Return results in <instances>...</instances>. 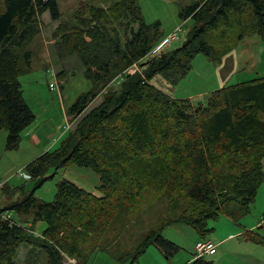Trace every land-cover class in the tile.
Wrapping results in <instances>:
<instances>
[{
    "label": "trees",
    "instance_id": "obj_1",
    "mask_svg": "<svg viewBox=\"0 0 264 264\" xmlns=\"http://www.w3.org/2000/svg\"><path fill=\"white\" fill-rule=\"evenodd\" d=\"M46 12L59 22L51 36L57 56H78L91 85L67 116L80 117L101 94L102 100L56 149L24 170L38 187L49 168H88L99 178L100 196L63 180L52 202H38L30 192L0 210V264H66L71 259L89 264L98 252L117 264L134 263L151 245L166 256L178 250L161 235L167 226L182 223L207 239L213 230L208 221L226 217L238 223L246 217L264 182V77L214 90L197 105L174 99L153 80L173 87L198 55L217 66L245 38L258 36L264 42V0H198L182 8L179 18L192 22L185 41L155 56L151 51L162 39L160 24L144 22L137 0H114L107 7L81 2L69 20H60L56 0H6L0 5V129L7 132V150L17 148L22 131L35 119L19 77L30 68L27 39L41 30ZM133 66L137 71L126 73ZM119 78L117 87L109 86ZM146 194L166 201L150 234L134 251L120 253L109 242L103 245L114 221L131 215ZM32 209L31 225L4 213ZM38 223L45 227L36 234ZM242 237L264 245L253 231ZM22 248L27 251L19 262ZM188 264L214 263L203 257Z\"/></svg>",
    "mask_w": 264,
    "mask_h": 264
},
{
    "label": "rangeland",
    "instance_id": "obj_2",
    "mask_svg": "<svg viewBox=\"0 0 264 264\" xmlns=\"http://www.w3.org/2000/svg\"><path fill=\"white\" fill-rule=\"evenodd\" d=\"M5 1L0 0V5ZM197 1L137 0L144 22L147 25L159 22L162 38L179 26L183 28L179 38L162 52L176 49L183 44L192 22L191 20L182 21L179 18V12ZM56 2L61 13L60 20H69L81 2L95 7H107L114 0H56ZM40 23L41 30L33 33L24 47L25 51L32 53L29 71L19 77L22 96L35 119L22 131L20 142L13 150L6 149L7 132L0 129V185L10 190L8 193L0 190V210L20 202L30 192L38 202H52L58 184L63 180L95 196H100L99 178L88 168L78 167L75 164L57 169L49 168L45 173V180L38 187H36V181L30 180L24 170V167L39 155L56 149L67 136L68 131L74 130L80 118L102 100L101 94L80 117L67 116L69 108L81 94L91 89V85L84 77V66L78 56L71 55L63 60L57 56L51 36L59 22L52 21L46 12L40 17ZM235 51L238 57V68L224 87L264 77V42L258 36L245 38L238 44ZM213 67L215 65L203 55H198L194 58L187 76L175 86L169 88L158 77L153 80V83L166 90L169 95L171 92L174 99H183L181 95L186 94L192 104H205L207 100L205 94L208 89L212 86L216 87ZM120 82V80L115 81L109 86L115 88ZM50 84L53 85V89L49 88ZM32 135H36L38 139L32 140ZM165 205L166 201L163 198L146 194L138 209L131 215L119 217L114 221L113 226L105 234L102 244L106 245L109 242L113 246L112 249L120 253L134 251L150 234L159 216L164 212ZM33 212V209L29 214L4 211L12 219L24 225L30 224ZM44 227V224L38 223L36 227L33 225V230L39 234ZM208 228L213 230L207 233L205 238L214 243H219L223 238L231 235L232 230L238 234L232 237L233 240L224 244L220 243L216 254L205 257L206 260L214 264H264V245L253 243L242 237L245 231H253L258 238L264 239V183L258 188L254 203L246 217L238 223L226 217H219L215 221H208ZM161 235L178 247L175 253L166 256L164 249L151 245L136 262L131 263L130 260H125L122 264H188L193 260L194 244L201 237L191 227L182 223L173 224L164 228ZM26 251L25 248L19 250L16 257L19 262L25 258ZM66 264H75V260H67ZM89 264L116 263L109 254L98 252L93 255Z\"/></svg>",
    "mask_w": 264,
    "mask_h": 264
},
{
    "label": "built area",
    "instance_id": "obj_3",
    "mask_svg": "<svg viewBox=\"0 0 264 264\" xmlns=\"http://www.w3.org/2000/svg\"><path fill=\"white\" fill-rule=\"evenodd\" d=\"M183 33L182 26L177 27L173 32L162 38L152 49L151 55L155 56L162 52L163 49L168 47L170 43L176 41L179 38V35ZM135 71H137V68L135 66L129 68L126 73L133 74ZM121 81L122 78H119ZM50 89H53V85H49ZM69 128V126H67ZM66 128V129H67ZM2 189V185H0V190ZM218 245L214 243L212 240L209 239H200L197 240L194 244V257L193 259H199L203 257H210L216 254Z\"/></svg>",
    "mask_w": 264,
    "mask_h": 264
},
{
    "label": "crops",
    "instance_id": "obj_4",
    "mask_svg": "<svg viewBox=\"0 0 264 264\" xmlns=\"http://www.w3.org/2000/svg\"><path fill=\"white\" fill-rule=\"evenodd\" d=\"M237 60H238L237 52L235 50H233L223 57V59L219 65L213 67V73L215 75L214 79H215L216 87H213L211 85L212 87H210V89H208L205 96H208V94L210 92L217 90V89H220V88L224 87V85H226V82L228 81V79L237 71V68H238V61ZM170 95L172 96L171 92H170ZM181 96H183L182 97L183 99H189L188 95H186V94L181 95ZM37 139L38 138L36 137V135H32V140H37ZM36 142H39V141H36ZM262 165H263V172H264V159L262 161ZM236 234H238V233L236 231L232 230L231 235H228L227 237L223 238L221 242L216 243V244L219 245L220 243H223V244L227 243V242L233 240L232 237L235 236ZM226 253H230V252H226Z\"/></svg>",
    "mask_w": 264,
    "mask_h": 264
}]
</instances>
